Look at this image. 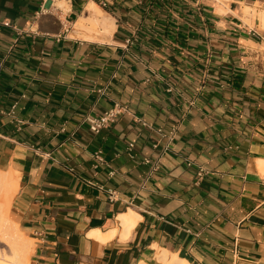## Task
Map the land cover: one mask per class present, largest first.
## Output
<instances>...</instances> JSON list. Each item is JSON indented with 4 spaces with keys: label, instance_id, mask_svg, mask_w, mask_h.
I'll use <instances>...</instances> for the list:
<instances>
[{
    "label": "crops",
    "instance_id": "0c3cea01",
    "mask_svg": "<svg viewBox=\"0 0 264 264\" xmlns=\"http://www.w3.org/2000/svg\"><path fill=\"white\" fill-rule=\"evenodd\" d=\"M93 4L114 25L105 39L78 26ZM262 10L0 0V171L19 183L9 215L35 264H160L154 246L188 264H264ZM115 104L125 110L93 132L87 118ZM128 210L141 217L130 238H90Z\"/></svg>",
    "mask_w": 264,
    "mask_h": 264
},
{
    "label": "bare ground",
    "instance_id": "6f19581e",
    "mask_svg": "<svg viewBox=\"0 0 264 264\" xmlns=\"http://www.w3.org/2000/svg\"><path fill=\"white\" fill-rule=\"evenodd\" d=\"M59 2L60 3L58 5H62V2ZM97 10L98 7L94 4L89 6L87 11L82 16L78 26L80 28H91L90 24H92V29L94 28L97 34L101 35L103 39H105V37L112 35L114 31V25L109 19L103 17L100 12L97 13ZM249 11L254 13L252 8H249ZM261 16L263 17L264 21V15L261 14ZM15 178L16 177L13 168H10L5 173L0 171V234L5 230V228H2L4 223L3 221L10 217L9 209H11V203L17 193L18 188L20 187ZM140 220L141 217L137 213L132 210H128L126 214L118 216V221L120 224L119 229H114L107 233H103L101 230H96L89 233V236L90 238L92 237L101 243H105L116 237L126 240L131 237ZM4 232L7 234L6 231ZM24 237L25 235L23 236L21 232H18L14 236H8L6 238L8 239L7 243L9 247H11L13 251V255L10 260L6 259L5 257H0V264H28V256L32 249L29 241L26 240L27 242H25ZM4 238L3 240H5ZM154 247L158 251V261L160 264H188L176 254H171L166 250L158 249L156 246Z\"/></svg>",
    "mask_w": 264,
    "mask_h": 264
},
{
    "label": "built area",
    "instance_id": "2783aa9c",
    "mask_svg": "<svg viewBox=\"0 0 264 264\" xmlns=\"http://www.w3.org/2000/svg\"><path fill=\"white\" fill-rule=\"evenodd\" d=\"M101 5V7L106 8L107 7V2L106 1H101L99 3ZM4 24L6 26H9V22H4ZM63 28H64V32L65 34H68L71 30H73V23L70 21H66L65 23H63ZM171 89H169L170 91ZM123 109L122 106H120L119 104H115V106L109 110H107L106 112H104L101 115H96V116H90L88 117V121L90 122V127L91 130L95 133H99L103 128H107L109 127V125L114 122V120L117 118L118 115H120L122 113ZM145 125H147L145 123ZM159 132H162V129H158ZM135 147V144L129 143L128 144V150L131 151L133 148ZM94 158L96 159V165L95 167H97L99 164H105V158L102 155V150L98 149L97 151L94 152ZM145 162H150L149 159H146ZM157 169V166L153 167V170ZM72 170V169H70ZM205 171L202 167L199 168L197 176L199 181L202 179L203 175H204ZM110 174H114V171L111 170ZM108 196H109V200L110 201H114L115 200V191L112 190H107Z\"/></svg>",
    "mask_w": 264,
    "mask_h": 264
},
{
    "label": "rangeland",
    "instance_id": "374dc122",
    "mask_svg": "<svg viewBox=\"0 0 264 264\" xmlns=\"http://www.w3.org/2000/svg\"><path fill=\"white\" fill-rule=\"evenodd\" d=\"M262 2H264V0H262ZM66 3V2H65ZM65 5V4H64ZM249 8L250 7H246V15L249 17V19L251 20V19H253L254 18V16H255V9H253L254 10V13H252V11H249ZM104 14V13H103ZM261 14L262 15H264V11L262 10V11H260V18H261V21H262V23H264V21H263V17L261 16ZM105 15V14H104ZM106 16V15H105ZM90 27H93V25L92 24H90ZM99 30V29H98ZM94 31H96V30H94ZM2 173H5L6 171H1ZM4 191V190H3ZM18 191V190H17ZM4 223H3V229L5 228V230L4 231H6L7 232V234L3 231L1 234H0V257L1 258H3V257H5L6 259H11L12 258V255H13V251H12V249H11V247H9V245H8V243H7V240L8 239H6L8 236H14L16 233H18V232H21L22 234H23V236L25 235V237H24V240H25V242H27V241H29V243H30V246H31V249H32V251H31V253L29 254V256H28V264H35L34 262H33V256H34V245H35V240L34 239H31L30 238V236L28 235V234H26L23 230H21V228L19 227V224L18 223H16L15 221H13L12 219H11V217H9L7 220H4L3 221ZM5 237V238H4ZM3 238L5 239V240H3ZM27 240V241H26Z\"/></svg>",
    "mask_w": 264,
    "mask_h": 264
}]
</instances>
